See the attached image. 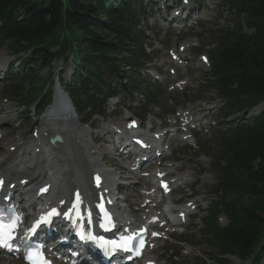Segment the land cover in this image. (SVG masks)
Segmentation results:
<instances>
[{"label": "trees", "instance_id": "trees-1", "mask_svg": "<svg viewBox=\"0 0 264 264\" xmlns=\"http://www.w3.org/2000/svg\"><path fill=\"white\" fill-rule=\"evenodd\" d=\"M105 2L0 0V17L9 8L16 11L14 18L18 24L10 29L14 38L11 45L23 50L38 49L36 56L43 65L47 66L54 57L51 49L60 46L64 51H71V45L76 44L81 47V66L87 68V72L92 70L93 75H99L98 60L107 64L102 53L110 57L108 55L112 53L106 49L114 48V44L121 45L126 34L122 13L105 12ZM247 4L251 18L264 23V0H250ZM237 28L238 25H234L230 35ZM60 29L67 33L62 40L58 34ZM216 42L226 44L218 39ZM232 49L234 51H229L225 60L227 65L240 70L237 79L241 91L250 94V103L264 100V33L253 38H240L232 44ZM34 79L33 74H26L21 81L32 84ZM220 149L219 159L226 167L221 170L219 190L225 194L233 191L239 202L225 208L231 219L228 228L215 230L212 219L206 223L209 243L216 251L210 258L217 264H225V256L238 255L247 259L252 254L255 263L264 254V125L239 127ZM195 264L205 262L199 260Z\"/></svg>", "mask_w": 264, "mask_h": 264}, {"label": "rangeland", "instance_id": "rangeland-1", "mask_svg": "<svg viewBox=\"0 0 264 264\" xmlns=\"http://www.w3.org/2000/svg\"><path fill=\"white\" fill-rule=\"evenodd\" d=\"M220 13H222L223 21L226 22V12H220ZM227 19L231 20L232 17L228 16ZM65 33H66L65 29L63 31L62 30L60 31V34H62L64 36H65ZM213 40L216 42V39H213ZM197 41L198 42H206L207 39L203 36V34H200L199 39H197ZM218 43L219 42H217V44ZM204 50H205V48H204ZM64 67H65V69L71 68V63L69 62ZM46 73H47V70L41 71L40 76L45 77ZM2 89H3V87H1V85H0V99H3V97H5V91L1 92ZM147 93H150V92H147ZM184 95L185 94H181V97H183ZM12 108H13V106L9 103L4 109H5V111H10V110H12ZM9 116H11V114ZM112 121H114V119H112ZM17 125H18V122L16 121L15 123L12 124V127H10L8 130L9 131L11 130L13 134L17 133L18 131H25L26 133L28 132V130L25 129L27 127L26 123L23 124V126L21 125V128H19V130L16 129ZM64 132L67 133L68 131H64ZM76 137H78V136H74V135L72 136L71 135L70 139H68L66 137L67 141H69V143L72 147H74L73 142H74V139ZM211 144H213V146L207 145L204 147V149L202 151V153L205 155L204 159H202V161H203L202 168L208 174L204 179V183L208 186L207 199L209 201V205L213 206L214 204H216V206L218 207L216 212H220L223 214L224 208L221 206L223 195L222 194L221 195H219V194L213 195L214 186L216 185V174L213 172V164L215 161L214 159H216V157H217V150H216L215 144L214 143H211ZM81 147H82L81 150L83 151V153H85V157L87 158V161L90 162V160H88V157L86 156V152L83 148L84 146L82 145ZM75 148H78V146ZM64 152L66 155L68 154L67 157L69 159H71V154L66 150ZM73 156H75V154H73ZM83 161H84V159L78 154L76 156V162L79 164L80 168L77 167L75 169L78 172L79 176L81 177L82 185L85 187H88L89 182H90V178H89V176H84L85 172H86V170L84 169V166L87 167V164L83 165ZM106 175L108 176V174H106ZM87 180H88V182H87ZM52 195H53V193L49 197H51ZM129 195L132 196V194H129ZM227 198L231 199L232 197H227ZM129 207H132V208L135 207L132 199H130V198L124 204L123 209L124 210H130ZM237 207H239V206H237ZM224 214L226 215V213H224ZM222 217H225V216H222ZM189 231H192L193 234L186 238V241L188 243H186L185 245H183L181 247L182 251H181V249H176V252L181 253L180 258H182V264H195L199 260H206L207 264H212V261H210V256L216 255V251H214L211 246H208V245L203 246V244L205 243L204 239H203L204 237L201 233H199L198 228H197V230L196 229H193V230L189 229ZM225 260L229 261L231 264H241V261L234 256H227L225 258ZM0 261H2L1 258H0ZM13 262H15V261H13ZM0 263H2V262H0ZM13 264H17V263H13Z\"/></svg>", "mask_w": 264, "mask_h": 264}, {"label": "bare ground", "instance_id": "bare-ground-1", "mask_svg": "<svg viewBox=\"0 0 264 264\" xmlns=\"http://www.w3.org/2000/svg\"><path fill=\"white\" fill-rule=\"evenodd\" d=\"M58 126V124H55ZM63 140H64V131L62 132L61 128H59ZM79 130V129H78ZM47 139L45 136H41L39 141L44 142ZM19 140H12L8 143V147L6 152L2 151V154L0 155V176L2 173H9L14 175L15 177L22 178V179H29V184L31 185L38 179L42 177V172L40 171V168L38 167L39 161L42 157V154L39 156L30 157L28 160L25 159V157H20L18 155L19 151H22L24 144H19ZM63 145V144H62ZM11 147H15L17 150V156L16 158H12V154L9 153V149ZM63 147V146H62ZM37 147H34V149ZM84 148V147H83ZM63 150L68 151L64 145ZM47 154L50 155V153L47 152ZM94 160V158H93ZM71 161V159H70ZM28 165V166H27ZM47 167H51L49 169V173H51V179H48V182H52L54 185V191L52 192L53 195L47 199L49 203L55 204L59 199V190L64 191L63 186L67 182H69L71 179H73L72 175L70 173H66L63 170L66 168L64 167V164L62 162H59V159L56 157H53L51 161L48 163L46 162ZM85 167V166H84ZM76 170V169H75ZM86 170V169H85ZM22 176V177H21ZM24 177V178H23ZM80 177V176H79ZM13 181H11L12 183ZM84 182V181H83ZM88 182V180H87ZM51 193V194H52ZM2 262V261H0ZM3 264V263H0Z\"/></svg>", "mask_w": 264, "mask_h": 264}, {"label": "snow or ice", "instance_id": "snow-or-ice-1", "mask_svg": "<svg viewBox=\"0 0 264 264\" xmlns=\"http://www.w3.org/2000/svg\"><path fill=\"white\" fill-rule=\"evenodd\" d=\"M33 231H34V228H33ZM11 233H12V228L9 227L5 229L3 226V218L0 217V247L6 246L9 249H11V244L9 243V241L12 239ZM32 264H36V262L32 261ZM43 264H47V262L45 261L43 262Z\"/></svg>", "mask_w": 264, "mask_h": 264}, {"label": "water", "instance_id": "water-1", "mask_svg": "<svg viewBox=\"0 0 264 264\" xmlns=\"http://www.w3.org/2000/svg\"><path fill=\"white\" fill-rule=\"evenodd\" d=\"M53 141H58L59 142L60 140L59 139H54Z\"/></svg>", "mask_w": 264, "mask_h": 264}]
</instances>
